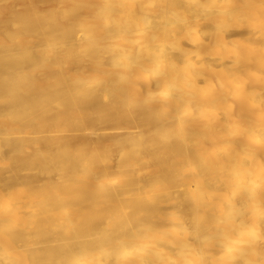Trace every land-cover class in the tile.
Returning <instances> with one entry per match:
<instances>
[{
    "label": "bare ground",
    "instance_id": "bare-ground-1",
    "mask_svg": "<svg viewBox=\"0 0 264 264\" xmlns=\"http://www.w3.org/2000/svg\"><path fill=\"white\" fill-rule=\"evenodd\" d=\"M0 264H264V0H0Z\"/></svg>",
    "mask_w": 264,
    "mask_h": 264
}]
</instances>
